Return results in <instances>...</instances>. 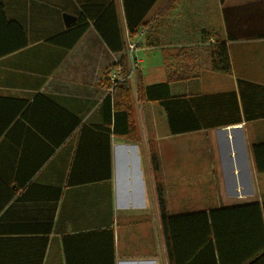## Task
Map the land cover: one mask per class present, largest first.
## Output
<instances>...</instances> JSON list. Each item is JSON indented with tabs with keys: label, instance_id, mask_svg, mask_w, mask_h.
<instances>
[{
	"label": "crops",
	"instance_id": "0c3cea01",
	"mask_svg": "<svg viewBox=\"0 0 264 264\" xmlns=\"http://www.w3.org/2000/svg\"><path fill=\"white\" fill-rule=\"evenodd\" d=\"M110 1L120 52L94 26ZM0 4V264H252L264 245L250 208L264 205L252 149L264 143V0H156L133 34L123 0ZM79 19L89 27L72 48L47 42ZM219 42L230 73L213 69ZM110 54L113 72L136 64L127 135L107 114L123 82L100 80ZM159 84L189 99L202 128L170 133L146 93Z\"/></svg>",
	"mask_w": 264,
	"mask_h": 264
},
{
	"label": "trees",
	"instance_id": "16d2710c",
	"mask_svg": "<svg viewBox=\"0 0 264 264\" xmlns=\"http://www.w3.org/2000/svg\"><path fill=\"white\" fill-rule=\"evenodd\" d=\"M123 2L129 33L133 34L156 0H123ZM0 10H2L1 4ZM94 26L110 50L114 52H120L124 49L112 1H110V15L106 24L101 26L99 23H97L94 24ZM88 27V24L83 23L80 20L79 22L72 24L65 32L48 39L47 42L58 45L64 44L67 46L66 48H72ZM214 48L215 50L212 58L213 69L223 73H230L231 67L226 43L219 42ZM128 73L129 72H126V70H122V75L125 77V80L120 83V96H115L114 100L111 99V96L109 97L112 102V110L107 113L109 115L111 114V111H113V132H119L120 134L124 135H127L130 132V107L133 105L131 87L129 84H127L129 80L127 79ZM238 83L240 89L244 81L239 80ZM153 91L154 93L152 94L151 92ZM146 93L149 98L158 100L160 106H162V108L165 110L171 134H180L202 128L200 121L192 109L189 99L182 96H170L167 84L146 87ZM241 100L243 103L242 96ZM252 149L257 171L264 172V143L253 145ZM149 161L154 173L153 177L155 182V190L157 194L160 215L163 219L166 215V202L163 185L159 178V161L153 148L150 149ZM250 208H253L258 213L259 223L262 224L264 233V205L261 207L260 205L254 204L251 205ZM229 209L231 210L236 208L233 207ZM208 229L210 230L209 226ZM216 249L219 256L223 259L225 257L223 252L226 251V248L223 246L221 239H216ZM253 256L254 263L252 262V264H257V261L264 259V245L263 247H258L253 252Z\"/></svg>",
	"mask_w": 264,
	"mask_h": 264
},
{
	"label": "rangeland",
	"instance_id": "374dc122",
	"mask_svg": "<svg viewBox=\"0 0 264 264\" xmlns=\"http://www.w3.org/2000/svg\"><path fill=\"white\" fill-rule=\"evenodd\" d=\"M127 57V56H126ZM118 58L119 57H116V56H113V55H111L110 54V56H109V69L108 70H106L104 73H103V75H102V77L100 78V80L101 79H103V80H106V82L109 80L110 82H113L115 79L113 78L112 79V75H113V65H114V63H115V61L117 62L118 61ZM131 60V59H130ZM130 60H129V62H130ZM121 65H122V69H123V71H125L126 70V72H128L129 71V65H130V68H131V72H129L130 73V75L128 76V78L127 79H129L128 80V82H127V84H129V86L131 85V81H133V83L135 84V73H134V70H136V64H133L132 63V61L128 64V62L126 61V58L124 57L123 59H122V61H121ZM128 73V74H129ZM122 75V74H121ZM123 76V75H122ZM124 77V76H123ZM132 101H133V103H135V101H136V89L135 90H133V92H132ZM130 112H131V119H132V121H131V124H132V126L134 127V125H135V120H134V109H133V105L130 107ZM134 129H135V127H134ZM153 148V147H152Z\"/></svg>",
	"mask_w": 264,
	"mask_h": 264
},
{
	"label": "built area",
	"instance_id": "2783aa9c",
	"mask_svg": "<svg viewBox=\"0 0 264 264\" xmlns=\"http://www.w3.org/2000/svg\"><path fill=\"white\" fill-rule=\"evenodd\" d=\"M136 48H137V45H136V43L135 42H128V46H127V50H128V52L131 54V53H133L135 50H136ZM115 79V80H117V81H124L125 80V78L119 73V72H117V71H115L114 73H113V75H112V79Z\"/></svg>",
	"mask_w": 264,
	"mask_h": 264
},
{
	"label": "water",
	"instance_id": "95a60500",
	"mask_svg": "<svg viewBox=\"0 0 264 264\" xmlns=\"http://www.w3.org/2000/svg\"><path fill=\"white\" fill-rule=\"evenodd\" d=\"M71 18L73 17H70L69 15H65V19L67 20V23H68V20H70Z\"/></svg>",
	"mask_w": 264,
	"mask_h": 264
}]
</instances>
